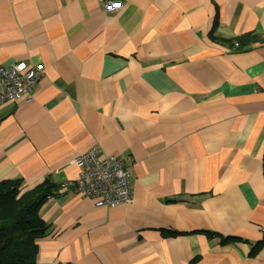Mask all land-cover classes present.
Listing matches in <instances>:
<instances>
[{
    "label": "crops",
    "instance_id": "obj_1",
    "mask_svg": "<svg viewBox=\"0 0 264 264\" xmlns=\"http://www.w3.org/2000/svg\"><path fill=\"white\" fill-rule=\"evenodd\" d=\"M120 1L0 0V64L42 69L0 105V181L57 186L37 263L264 264V0ZM92 140L127 207L69 185Z\"/></svg>",
    "mask_w": 264,
    "mask_h": 264
},
{
    "label": "built area",
    "instance_id": "obj_2",
    "mask_svg": "<svg viewBox=\"0 0 264 264\" xmlns=\"http://www.w3.org/2000/svg\"><path fill=\"white\" fill-rule=\"evenodd\" d=\"M97 2L105 12H113L121 5L120 0ZM41 74L40 66L30 67L24 60L9 66L0 64V105L24 96L29 97V92ZM97 147V141L92 140L88 149L73 159L78 173L69 185L81 196L91 199L96 206L127 207L130 203L129 171L113 155H96Z\"/></svg>",
    "mask_w": 264,
    "mask_h": 264
},
{
    "label": "trees",
    "instance_id": "obj_3",
    "mask_svg": "<svg viewBox=\"0 0 264 264\" xmlns=\"http://www.w3.org/2000/svg\"><path fill=\"white\" fill-rule=\"evenodd\" d=\"M56 189L47 178L24 191L21 179L0 181V264H38L37 241L47 230L40 210Z\"/></svg>",
    "mask_w": 264,
    "mask_h": 264
}]
</instances>
